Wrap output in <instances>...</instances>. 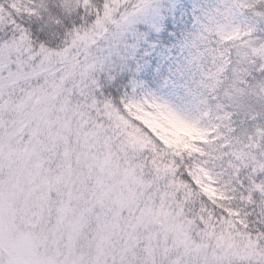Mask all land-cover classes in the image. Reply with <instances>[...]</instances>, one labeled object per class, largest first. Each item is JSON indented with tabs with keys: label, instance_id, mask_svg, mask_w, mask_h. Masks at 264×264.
I'll list each match as a JSON object with an SVG mask.
<instances>
[{
	"label": "snow or ice",
	"instance_id": "6c2138e0",
	"mask_svg": "<svg viewBox=\"0 0 264 264\" xmlns=\"http://www.w3.org/2000/svg\"><path fill=\"white\" fill-rule=\"evenodd\" d=\"M0 264H264V0H0Z\"/></svg>",
	"mask_w": 264,
	"mask_h": 264
},
{
	"label": "trees",
	"instance_id": "16d2710c",
	"mask_svg": "<svg viewBox=\"0 0 264 264\" xmlns=\"http://www.w3.org/2000/svg\"><path fill=\"white\" fill-rule=\"evenodd\" d=\"M32 27L35 29L37 27V25L33 24Z\"/></svg>",
	"mask_w": 264,
	"mask_h": 264
}]
</instances>
